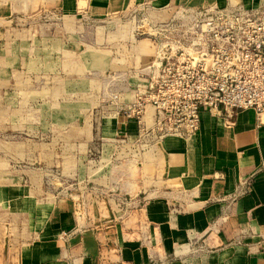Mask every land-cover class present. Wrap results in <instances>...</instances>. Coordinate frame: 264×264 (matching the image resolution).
<instances>
[{"label": "crops", "instance_id": "crops-1", "mask_svg": "<svg viewBox=\"0 0 264 264\" xmlns=\"http://www.w3.org/2000/svg\"><path fill=\"white\" fill-rule=\"evenodd\" d=\"M211 5L254 9L264 0H0L8 63L16 57L15 43L31 56V43L59 41V74L84 77L60 87L59 98L80 106L82 94L83 106L105 111L101 131L95 132L93 111L86 131L61 135L59 171L66 180L59 181L54 204L0 190L4 207L14 209L0 206V225L10 230L8 238L0 236V264H264V118L253 110H223L221 116L203 110L200 130L191 137L141 140L155 109L148 103L142 117L127 112L151 82L155 53L145 66L143 44L151 42L156 52L153 25L179 7ZM139 10L150 16L142 25L150 27L147 39L137 40L143 27H136V35L114 42L119 48L131 44L135 56L96 53L90 45L81 53V37L74 34L80 18L104 22ZM42 12H59V29L68 33L33 35ZM85 39L101 43L96 36ZM97 75L114 81L102 97ZM97 139L102 143L95 151ZM95 152L99 160H90L88 176L81 177V154Z\"/></svg>", "mask_w": 264, "mask_h": 264}, {"label": "rangeland", "instance_id": "rangeland-1", "mask_svg": "<svg viewBox=\"0 0 264 264\" xmlns=\"http://www.w3.org/2000/svg\"><path fill=\"white\" fill-rule=\"evenodd\" d=\"M61 18L59 12H42L33 23L32 34L40 38L45 34L59 37V33H68L63 26L59 29ZM148 18L150 16L144 10L112 16L104 22L80 18L79 27L74 29V34L81 37V53L90 45L96 53L113 51L118 52L119 56H124L125 52L127 55L135 56L131 44L119 48L120 44L114 42L127 34L136 35V27H143L141 29L143 35L137 36V40L147 39L151 33L150 27L142 25ZM14 28L22 30L25 27L16 25ZM89 36H96L101 43L95 45L84 41ZM104 40L112 41L108 43ZM7 46V43L0 42V190H9L10 195L17 190L15 193L17 196H23L26 192L33 199L47 198V205L54 204L55 199L59 200V181L66 180L64 172L59 171V143L63 141L60 139L61 135L77 129L86 131L88 124L86 120L92 116L93 111L96 119L95 132L101 131L105 111L102 107L92 110L83 106L82 103L86 99H83L82 94L78 102L80 106H69L67 103H70V100L65 97L59 98V88L70 84L73 77L84 79L79 75L59 74V53L55 52L59 50V41L55 44L44 42L35 45L31 43V46L28 44V48L30 46V49L35 50L31 56L30 54L24 56V45L15 43L13 47L16 57L12 58V63H8L2 51V47L6 50ZM45 46L49 52H54L46 53ZM143 51L147 66L152 61L151 56L154 53L156 56V52L151 42L143 44ZM96 82L97 88L101 89L102 97L104 87L109 88L114 81L109 79L108 75H97ZM65 115L70 118L74 116L76 119L68 121ZM101 143L100 139L95 140L93 146L95 151L101 148ZM100 156L101 154L96 152L92 155L81 154V177L88 176V162L92 159L99 160ZM4 198L5 193L0 191V206L6 208L7 212L13 211L14 209H8L7 204L4 207L1 202ZM38 211L39 208H33V212ZM9 234L10 230L0 225V236L8 238Z\"/></svg>", "mask_w": 264, "mask_h": 264}, {"label": "built area", "instance_id": "built-area-1", "mask_svg": "<svg viewBox=\"0 0 264 264\" xmlns=\"http://www.w3.org/2000/svg\"><path fill=\"white\" fill-rule=\"evenodd\" d=\"M152 37L151 82L127 110L142 117L148 103L155 109L141 140L191 137L203 110L213 116L253 110L264 118V6H182L153 25Z\"/></svg>", "mask_w": 264, "mask_h": 264}]
</instances>
